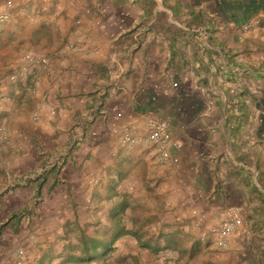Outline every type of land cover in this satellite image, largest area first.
<instances>
[{"label": "crops", "instance_id": "crops-1", "mask_svg": "<svg viewBox=\"0 0 264 264\" xmlns=\"http://www.w3.org/2000/svg\"><path fill=\"white\" fill-rule=\"evenodd\" d=\"M4 10L0 264H264V0H0ZM149 117L181 143L177 163L160 159ZM116 203L125 233L113 249L68 259L82 255L70 246L79 231L110 238Z\"/></svg>", "mask_w": 264, "mask_h": 264}, {"label": "built area", "instance_id": "built-area-1", "mask_svg": "<svg viewBox=\"0 0 264 264\" xmlns=\"http://www.w3.org/2000/svg\"><path fill=\"white\" fill-rule=\"evenodd\" d=\"M6 3L9 4V1ZM8 17L9 13L7 10L0 12V22L7 20ZM248 26H252V24L248 23ZM25 57L33 64L46 63L45 57H35L31 52H27ZM10 77L13 78V75ZM169 86L171 89H175L178 88L179 84L176 80H171ZM147 125L149 129L148 138L155 143L160 159L164 162L169 161L171 163H177L178 157L171 153V148L179 149L181 147V143L171 137L168 123L165 120L149 117L147 119ZM130 140L131 137L128 133L122 136V141ZM239 223L240 219L236 213L225 218L222 221L221 226L216 230V243L221 247H225L227 244L226 236L231 233Z\"/></svg>", "mask_w": 264, "mask_h": 264}, {"label": "trees", "instance_id": "trees-1", "mask_svg": "<svg viewBox=\"0 0 264 264\" xmlns=\"http://www.w3.org/2000/svg\"><path fill=\"white\" fill-rule=\"evenodd\" d=\"M120 203V202H119ZM116 203L114 209L112 210V217L114 218V231L112 232L109 239L103 241L98 239L96 236H91L84 231H79L77 235V243H72L71 250H79L81 252V256H70L68 259L74 261H87L91 260L95 257V255H104L113 249L114 241L122 234H124V229L120 225V217L122 214L123 206L119 207L122 204ZM119 207V208H118ZM178 242L166 241L163 247H176ZM142 246L151 248V249H158L157 245H151L149 240L143 241L141 243Z\"/></svg>", "mask_w": 264, "mask_h": 264}, {"label": "rangeland", "instance_id": "rangeland-1", "mask_svg": "<svg viewBox=\"0 0 264 264\" xmlns=\"http://www.w3.org/2000/svg\"><path fill=\"white\" fill-rule=\"evenodd\" d=\"M29 211L28 210H26V209H24V210H18L17 211V213H18V215H19V217L21 218L22 216H23V213H28ZM30 212H32L31 210H30ZM7 217V213H6V210H4V211H0V221L1 220H3V219H5ZM23 240H25V239H23ZM28 243H30V241H27V242H25L24 244L26 245V244H28ZM36 245H34L33 244V246L34 247H36L37 246V243H38V241L37 242H34ZM9 250V249H8ZM6 252H7V250H6ZM7 254V253H6ZM5 253L3 254L4 256L0 259V260H4V257L5 256H7Z\"/></svg>", "mask_w": 264, "mask_h": 264}]
</instances>
